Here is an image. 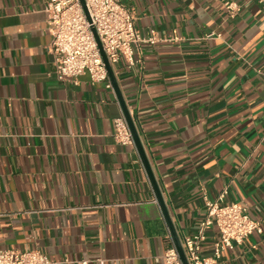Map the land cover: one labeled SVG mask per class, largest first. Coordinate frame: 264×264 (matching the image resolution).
<instances>
[{
  "label": "crops",
  "instance_id": "1",
  "mask_svg": "<svg viewBox=\"0 0 264 264\" xmlns=\"http://www.w3.org/2000/svg\"><path fill=\"white\" fill-rule=\"evenodd\" d=\"M49 0H0V249L54 264H165L168 223L134 143L115 139L118 94L58 77ZM142 62L113 68L181 241L228 186L261 222L220 264H264V3L121 0ZM227 2L237 4L232 16ZM209 230L202 255L214 252Z\"/></svg>",
  "mask_w": 264,
  "mask_h": 264
},
{
  "label": "built area",
  "instance_id": "2",
  "mask_svg": "<svg viewBox=\"0 0 264 264\" xmlns=\"http://www.w3.org/2000/svg\"><path fill=\"white\" fill-rule=\"evenodd\" d=\"M264 3V0H262ZM86 9L80 0H49L46 10L52 40L48 49L54 55L56 73L63 80L77 79L89 74L91 81L105 82L112 88L98 39L102 49L114 68L124 59L130 66L142 62L136 57V47L143 42L155 43L156 34L142 36L136 27L134 10L121 0H85ZM233 16L237 4L226 3ZM88 13V14H87ZM97 37L95 35V32ZM115 139L123 144L134 143V138L125 114L115 119ZM226 186L216 199L205 198L206 215L195 234L185 236L182 245L189 264H220L223 252L241 244L253 232L263 231L261 222L253 219L247 208L239 202L225 203ZM216 227L218 237L214 241V252L202 255L203 243L209 230ZM165 264H184L175 243L160 256ZM88 264V261H81ZM0 264H54L48 254L39 248L22 250L0 249Z\"/></svg>",
  "mask_w": 264,
  "mask_h": 264
},
{
  "label": "water",
  "instance_id": "3",
  "mask_svg": "<svg viewBox=\"0 0 264 264\" xmlns=\"http://www.w3.org/2000/svg\"><path fill=\"white\" fill-rule=\"evenodd\" d=\"M80 1L82 3L83 7L86 9L85 0H80ZM94 32H95V30H94ZM95 35L97 37L96 32H95ZM97 39H98V37H97ZM98 42H99V45H100L104 60H105L106 65H107V69H108V72H109L110 79H111L112 84H113V86H114V88H115V90H116V92L118 94L120 103L122 105L125 117L127 119L128 125L130 127L131 132H132L134 141H135V143H136V145L138 147V150L140 152L141 158H142V160L144 162V165L146 167V170H147V172L149 174L150 180H151L152 185L154 187V190L156 192L157 200H158V202H159V204L161 206V209L163 211L164 217H165V219H166V221L168 223V226H169L172 238L174 240L175 246H176V248H177V250H178V252H179V254H180V256H181V258H182V260L184 262V264H189L188 260L186 258V254H185L183 245H182V241H181V239L179 238V236L177 234L176 228H175L174 223L172 221V218H171V216L169 214V211H168L166 202L164 200L163 194H162V192L160 190L159 184H158V182L156 180V177H155V175L153 173V170H152V167L150 165L149 159H148V157L146 155V152H145L144 146L142 144V140L140 138L137 126H136V124L134 122V119H133L129 109H128L126 101H125V99H124V97L122 95V92H121L120 86L118 84V81L116 79L113 67L110 64V62L108 61V59H107V57H106V55H105V53H104V51L102 49V46H101V43H100L99 39H98Z\"/></svg>",
  "mask_w": 264,
  "mask_h": 264
}]
</instances>
